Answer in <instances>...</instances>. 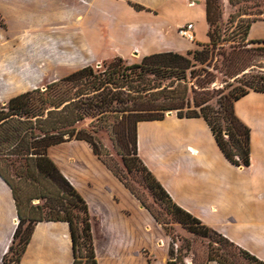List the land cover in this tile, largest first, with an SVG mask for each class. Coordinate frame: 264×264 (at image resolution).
Returning a JSON list of instances; mask_svg holds the SVG:
<instances>
[{
  "label": "crops",
  "instance_id": "1",
  "mask_svg": "<svg viewBox=\"0 0 264 264\" xmlns=\"http://www.w3.org/2000/svg\"><path fill=\"white\" fill-rule=\"evenodd\" d=\"M166 1L189 14L200 12L204 34L198 40L195 36L194 44L209 42L203 5ZM188 22L193 21L169 19L166 28L154 26L143 57L193 50L192 42L178 40L176 35L177 28ZM248 40H264V21L252 23ZM235 113L250 129L247 168L233 165L224 156L203 118L181 119L176 113L138 124V153L176 205L264 262V94L250 92L235 103ZM47 153L87 203L98 264H155L156 255L160 264L174 260L175 245L162 226L87 142H65ZM18 223L12 191L0 177V264ZM143 250L152 261L143 256ZM73 260L69 225L39 222L19 264H73Z\"/></svg>",
  "mask_w": 264,
  "mask_h": 264
},
{
  "label": "trees",
  "instance_id": "2",
  "mask_svg": "<svg viewBox=\"0 0 264 264\" xmlns=\"http://www.w3.org/2000/svg\"><path fill=\"white\" fill-rule=\"evenodd\" d=\"M215 2L216 0H205L209 42L199 44L201 50H190L185 56L176 52L154 53L143 57L140 63L132 65H126L124 60L118 57L104 71L98 72L90 66L84 67L51 83L44 91L36 89L23 93L0 106V159L10 160L13 165L17 160H23L21 166L25 169L26 177L32 183H45L44 191L32 199H44L48 204L45 206L47 213L44 217L35 219L24 214L15 187L0 169V177L12 191L18 214L19 223L8 248V253H17V264L29 244L35 225L39 222L67 223L71 232L73 264H78V253L83 251L89 264H98L87 203L60 173L47 153L50 147L73 140L87 142L93 152L162 226L165 233L168 236L170 234L167 223L160 220L142 201L135 188L101 158L91 135L75 127L90 116L93 110H97L99 114L111 111L122 113L120 124L124 125L123 129L131 138L130 150L126 155L133 158L123 161L127 173L131 172L133 164H137L147 188L154 197L166 201L168 212L177 223L193 234L215 239L217 243L230 249L231 252L226 254H219L218 249H211L208 262L233 264L229 257L238 255L250 264H264L176 205L138 153V124L161 121L166 113L176 111V115L181 119L203 118L224 156L235 166H250V129L236 115L235 103L250 92L264 94V71H255L254 64H244V56L253 58L254 54H250L246 49L220 54L223 63L227 64L226 69H232L230 78L234 79L237 85L228 95L221 98L217 109L206 104L207 101L199 102L196 99L191 108L189 101L178 95L182 84L184 91L188 90L187 73L191 76L194 74L196 63L200 66H210L215 58V51L221 45V31L213 12L217 7ZM247 2H255L258 7L257 15H260L249 22L246 29L248 37L252 23L264 21V0H229L230 4ZM132 7L136 11L143 10V7L137 4H132ZM249 43H264V40ZM234 61H237L236 67H233ZM66 84L72 85V95L64 91ZM65 112L68 114L64 115ZM6 254L3 256V262ZM178 261L177 257L167 264H177Z\"/></svg>",
  "mask_w": 264,
  "mask_h": 264
},
{
  "label": "rangeland",
  "instance_id": "3",
  "mask_svg": "<svg viewBox=\"0 0 264 264\" xmlns=\"http://www.w3.org/2000/svg\"><path fill=\"white\" fill-rule=\"evenodd\" d=\"M183 2L205 8V0ZM215 3L217 7L213 12L221 31L222 46H218L210 66L196 63L194 74L187 73V91H184V84L179 88L178 95L185 97L191 108L196 99L207 101L206 104L217 109L221 98L237 85L230 78L232 69H226L227 64L223 63L220 54L249 50L255 56L245 55L244 64H254L255 71H264V43L251 44L246 36L249 22L260 16L257 15L255 2L230 4L229 0H216ZM132 4L143 7V10L136 11ZM161 16L164 17L161 19ZM169 19L180 22L191 19L196 26V39L204 34L205 25L200 12L189 14L166 0H0V106L11 97L36 89L44 91L51 83L87 66L98 72L104 71L118 57L126 65L140 63L146 53L144 48L154 35L152 28H166ZM178 28L177 38L184 40L178 34ZM192 43L193 50L202 49L199 44ZM186 53L179 54L185 56ZM236 63H232L233 67L237 66ZM63 88L70 95L74 92L71 84ZM121 119L120 112L99 114L93 110L75 127L91 135L101 158L135 188L142 201L160 220L167 223L169 238L176 248L174 259L179 258L177 264H207L211 249H218L219 254L231 252L215 239L193 234L177 223L168 212L166 201L154 197L147 188L137 164L131 162L133 168L127 173L123 161L133 160L126 155L131 138L123 129L124 125L120 124ZM23 163V160H17L13 165L10 160L0 159V169L15 187L24 214L39 219L47 213L45 206L48 204L44 199L32 197L44 191L45 183H32L21 166ZM6 253L1 264H17V253ZM141 253L149 261L153 260L146 251ZM77 257L78 264H89L84 251ZM230 257L233 264H250L238 255ZM155 258V264H160L159 256Z\"/></svg>",
  "mask_w": 264,
  "mask_h": 264
},
{
  "label": "built area",
  "instance_id": "4",
  "mask_svg": "<svg viewBox=\"0 0 264 264\" xmlns=\"http://www.w3.org/2000/svg\"><path fill=\"white\" fill-rule=\"evenodd\" d=\"M178 34L182 38H184L190 42H194L195 41L194 24L193 23H187L185 25L180 26L178 28Z\"/></svg>",
  "mask_w": 264,
  "mask_h": 264
},
{
  "label": "water",
  "instance_id": "5",
  "mask_svg": "<svg viewBox=\"0 0 264 264\" xmlns=\"http://www.w3.org/2000/svg\"><path fill=\"white\" fill-rule=\"evenodd\" d=\"M168 114H171V112H168Z\"/></svg>",
  "mask_w": 264,
  "mask_h": 264
}]
</instances>
